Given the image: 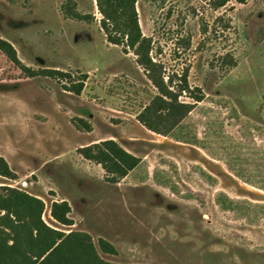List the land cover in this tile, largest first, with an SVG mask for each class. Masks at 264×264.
I'll return each mask as SVG.
<instances>
[{
	"label": "rangeland",
	"instance_id": "rangeland-1",
	"mask_svg": "<svg viewBox=\"0 0 264 264\" xmlns=\"http://www.w3.org/2000/svg\"><path fill=\"white\" fill-rule=\"evenodd\" d=\"M136 8L166 80L177 88L188 71L204 95L181 97L191 112L151 144L137 117L158 91L132 51L107 42L96 0H0V39L20 61L0 50V158L13 174L0 166V188L38 196L54 230V200L72 198L82 233L111 264H264V0ZM81 82L80 95L70 91ZM139 136L148 165L120 184L95 162L67 165L82 147Z\"/></svg>",
	"mask_w": 264,
	"mask_h": 264
},
{
	"label": "trees",
	"instance_id": "trees-1",
	"mask_svg": "<svg viewBox=\"0 0 264 264\" xmlns=\"http://www.w3.org/2000/svg\"><path fill=\"white\" fill-rule=\"evenodd\" d=\"M16 1V0H8ZM102 15L101 30L108 43L122 47L124 53L132 51L138 58L137 63L143 67L148 79L157 89L153 97L137 120L148 130L167 136L191 112L194 104L180 100L185 96L194 103L204 99L203 94L196 95L188 83V71L181 75V86L174 88L173 79L166 80L162 65L152 56V40L143 35L136 8L137 0H96ZM226 1L216 7L226 5ZM68 13L79 20L87 19L75 12L73 6L67 7ZM0 50L14 63L19 64L13 46L0 39ZM84 83L81 82L75 90L80 95ZM163 127V128H162ZM79 129V128H78ZM84 131L90 132L91 126L86 124ZM165 129V130H163ZM84 159L95 162L103 167L111 183H118L134 170L140 160L121 148L114 140H105L97 144L79 149ZM0 166L5 169L4 175L13 177L6 162L0 158ZM6 193L0 196V264L10 262L4 256L9 252L22 254L25 262L14 261L11 264H111L97 254L91 238L83 233L71 232L68 235L47 226L42 220L44 203L42 200L24 191L4 187ZM71 209L67 202L54 203L52 217L62 225H72L68 218ZM9 238L12 244L9 243ZM4 238V239H2ZM27 241L23 248L21 240Z\"/></svg>",
	"mask_w": 264,
	"mask_h": 264
},
{
	"label": "crops",
	"instance_id": "crops-1",
	"mask_svg": "<svg viewBox=\"0 0 264 264\" xmlns=\"http://www.w3.org/2000/svg\"><path fill=\"white\" fill-rule=\"evenodd\" d=\"M142 127H144V126H142ZM147 132L149 133V134H146V136H145V139L149 142V144H151L152 143V141L153 140H151V136H150V134H154V135H156V136H160V134H156V133H153V132H151V131H149V130H147ZM114 139H115V141L123 148V149H125L128 153H130V154H132L133 156H135L136 158H138L139 160H140V162H139V164H138V166L134 169V170H132L125 178H123L122 180L123 181H127L129 178H130V176L134 173V172H136L137 171V169L139 168V167H144V166H146V165H148V162H146V159L147 158H150V156H151V153H143V154H139L137 151H136V149H135V146L138 144L139 145V142H142V141H145L144 140V138H141V136H139V137H136V138H128V139H126L125 140V138H121V137H113ZM106 139H104V140H102V141H105ZM96 143H99V142H95V144ZM137 143V144H136ZM90 145H93V143L92 144H90ZM90 145H88V146H90ZM151 146V145H150ZM83 148V147H82ZM78 157H81V159L82 160H80V158H78V159H76V158H74V157H70L71 158V160L72 161H68V162H76V166H75V164L73 163V164H71V163H68L67 165H69L70 167H71V169H73V171H79L81 168V164L80 165H77V162H90V161H88V160H86V159H84L83 158V156L80 154V155H78ZM75 168H78V169H75ZM122 181V182H123ZM119 183V182H118ZM120 184V183H119ZM28 194H30V195H32V196H35V195H33V194H31L30 192H28ZM35 197H38V196H35ZM80 197H83L81 194H80ZM56 203H60V202H67L68 204H69V206H70V208H71V212L68 214V218L70 219V220H72V225H69V226H67V225H62L61 224V228L60 227H53V228H55V229H58L59 231H61V232H63V233H65L66 235H68L69 233H71V232H75V233H82V232H84L82 229H81V225L79 224V222H78V220H76V219H74L75 217L73 216L74 214H78L77 212H76V203L74 202V200L72 199V198H65V199H61L60 201L59 200H54ZM83 203V202H82ZM79 215V214H78ZM52 217V216H51ZM52 220H54L53 219V217H52ZM50 226V225H49ZM86 233H88V232H86ZM90 234V233H89ZM101 257H102V255H100Z\"/></svg>",
	"mask_w": 264,
	"mask_h": 264
}]
</instances>
